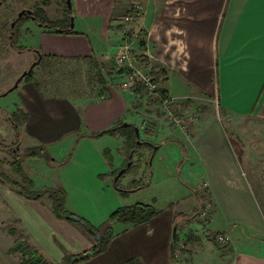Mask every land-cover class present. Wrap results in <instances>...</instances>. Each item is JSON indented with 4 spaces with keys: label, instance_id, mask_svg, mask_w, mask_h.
<instances>
[{
    "label": "crops",
    "instance_id": "obj_1",
    "mask_svg": "<svg viewBox=\"0 0 264 264\" xmlns=\"http://www.w3.org/2000/svg\"><path fill=\"white\" fill-rule=\"evenodd\" d=\"M71 1L76 33L58 34L40 26L35 53L37 60L41 58L37 67L42 63H70L81 73L91 67L90 73L82 76L84 84L82 80L80 83L87 89L86 82L95 77L94 91L75 100L44 95L48 85H42L40 72L19 84L20 104L16 109L25 110L29 119L23 125L17 149L23 144L54 153L63 144L70 149L83 134L124 123L135 125L140 133L136 108L145 105L146 98L134 89H119L121 74L111 57L123 40L139 42V33L144 32L145 49L138 48L136 53L147 61H136V65L148 72L164 70L167 82L161 87L167 94L201 112L187 133L156 126L153 138L161 139L159 150L177 143L181 154L188 156L186 163L199 169L209 187L203 193L198 191L199 185L195 187L194 210L199 208L200 198L211 200L215 211L209 230L229 239L227 246H216L197 231L198 224H193L187 230V248L176 260L179 264H264V151L258 150L260 160L255 166L251 152L243 148L249 138L264 135V0H144L140 17L129 25L120 19L130 13L132 0ZM63 13L60 7L57 19ZM2 69L0 49V73ZM244 122L252 125L244 127ZM254 125L261 127L259 134L253 131ZM16 140H10L9 146H15ZM97 140L81 138L59 173L67 199L96 227L121 208L114 190L99 178L110 170ZM254 142L250 139L248 143ZM123 147L124 139L116 169L125 160ZM103 204L109 215L102 214ZM172 214L164 217L159 230L149 224L123 225L106 252L77 264H126L130 259L143 264H172L171 230L177 220ZM181 221L177 222L178 235L183 230L178 231ZM15 224L20 235L28 236L32 251L53 264H63L67 255L76 256L92 247L89 239L68 221L58 219L48 205L27 199L0 183V264H21V255L11 253L17 239L7 229ZM129 237L130 242L117 249V259H112L110 251H114L117 239L124 242ZM158 237L155 248L144 242Z\"/></svg>",
    "mask_w": 264,
    "mask_h": 264
},
{
    "label": "rangeland",
    "instance_id": "obj_2",
    "mask_svg": "<svg viewBox=\"0 0 264 264\" xmlns=\"http://www.w3.org/2000/svg\"><path fill=\"white\" fill-rule=\"evenodd\" d=\"M39 2H41V0H6L4 3L0 4V49H1V58L3 62L2 73H0V94H4L10 88H12L16 84V81L21 77V75L25 71H27L28 68L38 59L35 50L38 46L39 31L41 29L40 24L30 19L27 21L23 20L21 23H19L18 31L20 33V38H18V45L20 46V48L18 50L12 47L11 41L13 35L11 33H12V26L15 20H17L18 14L23 10L35 9V5ZM51 2L52 4L50 5V7L47 8V13L49 17L52 16L51 17L52 20L54 19L57 20V16H58L57 12L59 11L60 7L64 10L65 4L62 3L61 5V3H55L52 0ZM138 3L140 4V2ZM74 16H75V12L73 9L72 18ZM72 18H71V22H72ZM72 23L75 24V22ZM136 41L138 40L136 39ZM136 41L134 46L137 51L139 50L138 49L139 42ZM75 67H76L75 64H70V63H63L60 66H56L55 63H51L50 66H48L47 63H42V65H40L34 70L33 76L35 75L36 72L37 73L40 72V74L43 76L42 85L44 86H46V84L48 85L47 91L43 92L44 95L64 96L67 98H71L72 100H75L79 97H84V95L86 94L88 95L92 94V92L94 91V78H95L93 77L92 82L87 81L86 85L88 86V88L83 89L80 81L82 80L84 84L85 79H83L82 76L84 74L90 73L91 67L85 70V73H81L80 70L75 69ZM79 68H81V65L79 66ZM116 68L120 70L118 67ZM144 71L148 72L145 69ZM93 72H94V68H93ZM19 75L20 77H18ZM119 82H121V79ZM119 82L117 86H119ZM18 92L19 89H15V91L13 90L7 96H0V146H5V147L8 146L10 148L11 147L9 146L10 140L16 138V132L14 127L9 122L6 121L7 118L10 116L11 112H13L16 109L17 105L20 104L19 99L17 97ZM142 97L146 98V100H143V102H145L146 104L144 105L143 103H141V105L138 108H136L138 114L140 115V120L138 121V123L140 124V127H142V129L140 128L141 131L139 133L140 143L148 142L149 145L152 144L154 146L159 145L161 143L160 138L158 137L153 138L156 126H159V128L160 127L168 128V129L173 128L174 130H177V132L179 133H184L182 129L180 128L177 129L172 125V123H170L168 117L166 116V113L162 112V109L160 108V104H156V105L149 104L147 96L144 95ZM185 110L188 112L185 113ZM195 110L196 108L191 107L189 103L188 104L184 103L174 111V114L179 117H183V116L185 117V114H187V115H194L197 116V118H199L198 114H200L201 112H199V110L196 111ZM234 124H236V122ZM250 124H251L250 122H244V127L250 126ZM191 128L192 126L190 127V129ZM150 130H153V132ZM253 131L256 134H259V131H262V129L260 126L254 125ZM150 133L152 135H150ZM254 136L255 137L253 138H249V139L247 138V139L248 142L250 139H253V141L255 142L253 144H249L247 141H245L247 144L245 143V146H243V148L251 152L250 159L252 163L256 166V163L259 162L260 160L259 159L260 154H258V150L264 151V135L263 136L254 135ZM80 140L81 138L80 139L76 138L75 141H73L72 146L71 147L69 146L70 149L68 148L67 144H63L60 145L56 150H54L53 151L54 153L47 150L52 161L47 160L45 157L38 159L32 157L28 158L26 157V152L29 148H26L23 144L20 146V155L23 163V169L25 174L28 176V179L33 182L34 190L36 191L57 190L61 187L59 183L60 169L63 167V165H65L64 163L66 160L69 159V156L71 154L72 155L74 154V151L77 145L79 144ZM97 141H98L97 146L103 148V157L110 170L109 173L101 175L99 176V178L102 182L106 183L111 190H114L116 196L118 197L117 198L118 204H120L121 207H129L137 204L147 206V208L156 212V215L155 217H153L151 220H149L144 224L145 225L149 224L150 227L156 228L158 230L161 229L160 226L162 224L164 217L167 218L168 216H170L171 213H173L172 215L176 217L177 220H174L173 222L172 230H171L172 234H173L174 225L177 222L181 221L182 220L181 218L184 219L185 216V218L187 219L185 221H181L179 225L178 231L182 229L183 230L180 233L181 235L177 234V242H179V239L184 240L185 243L188 241L189 232H187V230L192 228L193 224L195 226L197 224L199 225L200 229L197 230L199 233L205 231V229L202 228L201 224L199 223L197 216H198V212L201 209L202 203L205 200H209V199L207 197H203L202 199L200 198V201L202 200V202H200L199 208L194 210V206L196 205L197 202V194L194 189L197 185H199L200 187L201 183H203L204 180L203 178H201L202 175L200 174L199 169L194 168L192 165L190 166L188 163H186V157L188 156L185 153L181 154L182 152L180 151L181 146L179 145L177 146V143L176 144L170 143L164 148L160 149L156 153L153 159H151L153 154V149H151L148 145L139 146V148H137L136 153L131 160L133 167L131 168L130 172L122 175L120 179L119 182L120 188L127 191V193L123 194L115 188L114 182L116 181L115 178L113 179V177L111 176V173L116 170L117 157L121 153V147L123 146V139L106 135L104 137L98 138ZM16 143L17 140L15 141V144ZM120 143H122V145ZM27 145L28 144H26V146ZM12 146H14V144H12ZM254 146L257 147L255 148ZM250 147H252L253 150H251ZM106 150H109L108 155L112 158L111 164L106 160L104 156V152ZM122 150L125 160L121 165V167L127 162V153L124 150V147ZM7 160L10 161L12 160L11 152L7 149L6 150L0 149V171L6 172L15 181H20L21 178L18 179L17 177L18 175L11 170L10 166L8 165L4 166L1 164V161L4 162ZM24 163H25V168H24ZM244 165L248 171L249 177L252 179V181H255L252 170L247 167L245 162ZM199 187H198V191H201V193L207 191V190H200ZM65 210L69 214H74L78 217H82L79 215L78 209L75 206L74 202H70V200L67 198L65 202ZM102 211H103L102 214H106L108 211L105 204L102 205L101 212ZM109 213L110 212H108L107 214L109 215ZM112 214L113 213H111L110 216ZM108 220L109 218L106 219L101 225L106 223ZM90 224L93 225L92 223ZM123 225L125 224H117L116 227L114 225L115 233L116 231H119L122 227H124ZM16 227L17 226L15 224L14 226H9L7 229L8 231H10L12 228L16 230ZM127 234L128 233L124 235L126 236ZM14 237L17 240L22 239L23 241L24 239L23 238L24 235H20V233L17 230ZM130 238L131 237H129L127 241L124 242H120L122 241V239L116 238L117 241L114 246V251L113 249L112 251H110L112 254V259H117V254H116L117 249L123 247L126 243L130 242ZM113 240L110 242V244L114 243ZM90 242L93 247L95 242L94 243L92 241ZM144 242L149 245L152 243L153 248H155V246L158 245L160 241L158 237L152 240L151 239L145 240ZM110 244L108 245V248L110 247ZM185 245L187 248V244ZM214 245L220 246L217 244ZM177 246L178 245L176 244V247ZM91 248L88 251H90ZM92 257H94V255L91 256L90 259ZM173 257L175 259V264H179V262L176 260L178 258H176L174 255ZM119 258L122 257L119 255ZM62 263L69 264L66 261H63Z\"/></svg>",
    "mask_w": 264,
    "mask_h": 264
},
{
    "label": "trees",
    "instance_id": "obj_3",
    "mask_svg": "<svg viewBox=\"0 0 264 264\" xmlns=\"http://www.w3.org/2000/svg\"><path fill=\"white\" fill-rule=\"evenodd\" d=\"M6 0H0L1 3H4ZM55 3H64L65 9L63 13V17L61 19L52 20L48 13L47 8L50 7L52 4L51 0H41V2L37 3L35 5V9H32L33 11V17L30 15H24L20 17L19 19L15 20L14 26L12 27V47L16 50L20 48L18 45V38H20V33L18 31L19 23H21L23 20H34L36 23L40 24L41 27L45 28L48 31L58 33V34H75L76 32L73 31V28L71 27V18L73 15V11H71L66 4V0H52ZM140 4L144 3V0H138ZM129 15L134 17L135 19H138L140 17V14L134 13L133 8L131 9ZM144 32L139 33V48L145 49V37ZM144 56L137 55L136 60L138 62H145ZM33 72H30L26 77H23L19 84L23 83L24 81H29L33 79ZM153 77L155 78V82L157 84L164 85L166 80V72L164 70L154 71L152 70L150 72ZM118 74H121L120 79L124 77L126 74L125 70H119ZM134 91L137 94H141L143 91V86L141 84H136L134 87ZM158 97H148V103L152 105L159 104L160 98L167 94V92L161 87L159 91ZM29 115L28 113L21 109L17 108L16 111L12 112L10 116L7 118V121L14 127L16 132V138L17 143L15 144V147H8V146H0V149L3 150H9L11 152L12 160H7L2 162L1 164L6 166H10L11 170L14 171L18 176H20V181H15L12 179L6 172L0 171V183L5 184L9 186L10 188L14 189L17 193L24 196L27 199H33L41 201L42 203L48 205L53 212V214L61 220H66L69 223H71L73 226H75L87 239L92 241L95 244L91 248L90 251H86L84 253H81L76 256H69L67 255L64 258V261L68 262L69 264H77L79 261H85L90 259V252H94V255L103 253L107 250L108 245L110 242L115 238L116 233L114 231V225L116 224H125V225H133L138 226L141 224H144L151 220L153 217H155L156 212L152 211L151 209L147 208V206L144 205H134L129 207H121L117 209L113 214L109 217V220L104 223L103 225L99 227H95L91 225L88 221H86L82 217H78L74 214H69L65 210V202L67 198L66 191L64 188L60 187L57 190H43V191H36L34 190V184L31 180L28 179V176L25 174L23 169V163L20 155V149H17V145L19 144L20 138H21V132L23 125L28 121ZM136 126L133 124H129L127 126H124L123 124H120L112 129L105 130L99 133H92V134H83L80 138H94L98 139L100 137H104L106 135H110L113 137H118L124 139V150L127 153V162L120 168L116 169L111 173V176L113 179L117 176V174L120 172L121 169H126V173L130 172L131 168L133 167V164L130 167L128 166V163L131 162L133 156L136 153L137 148L139 146L148 145L151 149H153L152 144H148V142H141L140 144L138 141H140V137H137V134L135 132ZM152 131V130H150ZM150 135H152L150 133ZM173 141V140H167L166 142ZM109 150H106L104 152V156L106 160L111 164L112 158L108 155ZM72 155V154H71ZM69 156V159L71 157ZM26 157L30 158H42L45 157L47 160H51L49 156V153L47 152V149L45 147H35L27 150ZM66 160L64 164H66L68 161ZM4 163V164H3ZM122 177V176H121ZM121 177L118 179V181L114 182L115 188L125 194L127 191L123 190L119 186V182ZM79 218V221H75L74 218ZM191 219V218H190ZM16 230L12 228L9 231L10 235H15ZM98 237V238H97ZM24 240L22 239L17 240L14 247L11 249V253L14 254H20L21 255V264H53L49 262L46 258L43 256L38 255L35 251H32L31 246L27 243V240L29 239L28 236L24 235ZM78 259V261H75V259ZM171 262L172 264H175V259L173 255L171 254ZM126 264H143L138 259H130L127 261Z\"/></svg>",
    "mask_w": 264,
    "mask_h": 264
},
{
    "label": "built area",
    "instance_id": "obj_4",
    "mask_svg": "<svg viewBox=\"0 0 264 264\" xmlns=\"http://www.w3.org/2000/svg\"><path fill=\"white\" fill-rule=\"evenodd\" d=\"M138 0H132L131 5L133 7L134 13L139 14L142 7L138 3ZM135 21V18L131 15H126L120 19V22L125 25H129ZM135 43L130 39L123 40L116 48L114 55L111 57L115 65L120 70H125L126 74L119 82L120 90H132L136 84H141L143 86V93L147 96H157L159 95V86L155 82V78L150 74V72H145L136 65V48ZM180 106L175 100L168 95L161 97L160 108L162 112L166 113L168 120L177 129L180 128L184 133H187L191 126L197 122V116L187 115L185 117H179L174 114V111ZM164 110V111H163ZM209 187L207 182H203L199 189L207 190ZM215 211V206L212 201L205 200L202 203L201 209L198 212V221L202 228L205 229L203 234L205 238L214 244L220 245L222 247L227 246L229 239L221 234L209 230V225L213 220V215ZM186 243L184 240H179L178 246L174 251V256L179 258L182 255V251L186 248Z\"/></svg>",
    "mask_w": 264,
    "mask_h": 264
},
{
    "label": "water",
    "instance_id": "obj_5",
    "mask_svg": "<svg viewBox=\"0 0 264 264\" xmlns=\"http://www.w3.org/2000/svg\"><path fill=\"white\" fill-rule=\"evenodd\" d=\"M0 4H1V2H0ZM66 4H67V7L71 10V11H73V8H72V1L71 0H66ZM33 11L32 10H23L22 12H20L19 14H18V18H20V17H22L23 15H30V16H32L33 17ZM17 18V19H18ZM34 18V17H33ZM72 22H73V18H72ZM13 26H14V24H13ZM12 26V27H13ZM71 27L73 28V23H72V25H71ZM41 58V57H40ZM40 58H39V60H37L35 63H33L29 68H28V70L27 71H25L22 75H21V77L17 80V82H16V84L12 87V88H10L7 92H5L4 94H0V96H7L9 93H11L14 89H17L18 88V86H19V81L23 78V77H26L30 72H32L33 71V69L40 63ZM124 126H127L128 125V123H124L123 124ZM135 132H136V134H137V137H139V128H135ZM139 144H140V141L138 142ZM159 148H160V146H158V145H156V146H154L153 145V154H152V158L151 159H153L154 158V156L156 155V153H157V151L159 150ZM132 165V163L131 162H129L128 163V167H130ZM125 172H126V169H122V170H120V172L117 174V176L115 177V181H117L122 175H124L125 174ZM74 220L75 221H79V218H74ZM177 229H178V223H176L175 225H174V230H173V235H172V239H171V246H170V251L172 252L173 251V248H174V244H175V241H176V238H177ZM90 254V256H93L94 255V252H90L89 253ZM75 261H78V259H75Z\"/></svg>",
    "mask_w": 264,
    "mask_h": 264
},
{
    "label": "bare ground",
    "instance_id": "obj_6",
    "mask_svg": "<svg viewBox=\"0 0 264 264\" xmlns=\"http://www.w3.org/2000/svg\"><path fill=\"white\" fill-rule=\"evenodd\" d=\"M151 74V73H150ZM152 75V74H151ZM153 76V75H152ZM157 84V83H156ZM158 86H159V91H160V88H161V85L160 84H158ZM15 90V89H14ZM142 94H144L143 93V91H142ZM145 95V94H144ZM160 95V94H159ZM159 95H157V96H151V97H158ZM165 95H168V94H165ZM164 95V96H165ZM145 96H147V95H145ZM169 96V95H168ZM147 97H150V96H147ZM163 97V96H162ZM170 97V96H169ZM160 101H161V98H160ZM160 101H159V104H160ZM176 102V101H175ZM177 103V102H176ZM179 104V103H178ZM179 105H181V104H179ZM176 244L178 245V242H177V238H176V241H175V244H174V248H173V251L171 252V254L172 255H174V251H175V249L177 248L176 247Z\"/></svg>",
    "mask_w": 264,
    "mask_h": 264
}]
</instances>
